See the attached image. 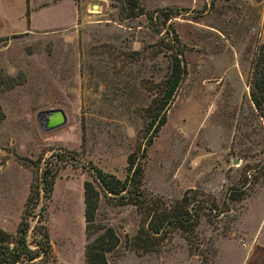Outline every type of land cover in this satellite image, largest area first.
I'll list each match as a JSON object with an SVG mask.
<instances>
[{
    "label": "rangeland",
    "instance_id": "rangeland-1",
    "mask_svg": "<svg viewBox=\"0 0 264 264\" xmlns=\"http://www.w3.org/2000/svg\"><path fill=\"white\" fill-rule=\"evenodd\" d=\"M137 2L152 21L124 20L117 0H0V191L9 183L19 210L49 155L67 160L46 208L49 256L32 264H84L85 181L98 191L94 229L119 236L107 264H264V124L247 97L249 62L264 43V0ZM171 29L184 49L186 76L147 144L143 111L167 73L163 43ZM55 109L64 125L41 128L38 113ZM143 147L142 188L167 201L199 189L219 203L229 189L244 187L247 196L231 217L215 227L201 221L202 258L178 234L155 252L125 246L139 217L101 191L89 165L123 180L127 157L139 158ZM41 200L39 193L33 213ZM28 220L35 225V217ZM10 222L3 229L12 231ZM36 238L29 230L31 248Z\"/></svg>",
    "mask_w": 264,
    "mask_h": 264
},
{
    "label": "trees",
    "instance_id": "trees-1",
    "mask_svg": "<svg viewBox=\"0 0 264 264\" xmlns=\"http://www.w3.org/2000/svg\"><path fill=\"white\" fill-rule=\"evenodd\" d=\"M117 1L120 4L119 15L124 20L145 16L148 21H152L151 14L145 13L137 0ZM170 12L164 11L167 15L165 21L172 17ZM163 48L165 50L163 54L168 58V70L163 80L156 85L157 90L143 111V117L147 119L144 130L150 133L146 139L147 144L151 143L153 136L165 123L166 112L186 76L184 49L172 29L171 36L163 43ZM247 87V97L252 110L264 124V43L260 44L251 56ZM3 119L4 114L0 109V122ZM83 143L84 138L81 132V146ZM145 148L143 147L139 158L134 153L127 157V170L123 180H118L113 175L89 165L92 177L101 191L116 198L119 206L131 205L139 217L135 234L132 237L124 235L125 246L138 254L155 252L171 240L173 234H178L187 244L189 253L202 258L199 254L200 241L197 235L201 221L204 220L209 226L215 227L220 219L231 217L234 204H239L247 196L244 187L229 189L219 203L210 193L199 189L184 190L178 198L167 201L142 188V160L145 157ZM68 156L73 158L72 154ZM40 160L38 156L30 162V166ZM66 162L67 160L61 154H50L35 191L30 182L29 192L14 234L0 229V264H32L39 257L49 256V236L45 226L46 208L58 172L63 169ZM82 189L86 240L83 250L84 264H107L105 255L118 246L119 236L110 227L100 226L94 229L98 191L87 181L83 182ZM39 193L42 200L37 213H33L32 210L38 203L35 201L38 200ZM34 202L35 206L31 207ZM29 217L31 219L35 217V225L32 227ZM29 230H32L37 237L32 248L26 239ZM93 230L99 233L90 240Z\"/></svg>",
    "mask_w": 264,
    "mask_h": 264
},
{
    "label": "crops",
    "instance_id": "crops-1",
    "mask_svg": "<svg viewBox=\"0 0 264 264\" xmlns=\"http://www.w3.org/2000/svg\"><path fill=\"white\" fill-rule=\"evenodd\" d=\"M8 185L9 183H7L6 187L5 188L3 187L2 190L0 191V229H2L5 232L7 231L5 228H4L5 230L3 229L2 225L8 224V222H10L8 218L11 217L12 220L10 223L14 222V229L12 231H7L11 233L14 232L15 228L17 227L19 215L21 213L26 198L24 195V198L22 200V207L21 209L18 210L19 207H17L18 205L17 202L19 201V198H17V200L14 201L15 196L9 193Z\"/></svg>",
    "mask_w": 264,
    "mask_h": 264
},
{
    "label": "water",
    "instance_id": "water-1",
    "mask_svg": "<svg viewBox=\"0 0 264 264\" xmlns=\"http://www.w3.org/2000/svg\"><path fill=\"white\" fill-rule=\"evenodd\" d=\"M38 124L45 130L58 128L65 123V115L60 109L40 111L37 115Z\"/></svg>",
    "mask_w": 264,
    "mask_h": 264
}]
</instances>
